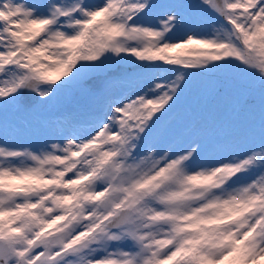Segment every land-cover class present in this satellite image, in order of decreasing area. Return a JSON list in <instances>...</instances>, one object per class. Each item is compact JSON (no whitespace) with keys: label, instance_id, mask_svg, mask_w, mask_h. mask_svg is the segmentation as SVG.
Listing matches in <instances>:
<instances>
[{"label":"snow or ice","instance_id":"6c2138e0","mask_svg":"<svg viewBox=\"0 0 264 264\" xmlns=\"http://www.w3.org/2000/svg\"><path fill=\"white\" fill-rule=\"evenodd\" d=\"M0 264H264V0H0Z\"/></svg>","mask_w":264,"mask_h":264}]
</instances>
